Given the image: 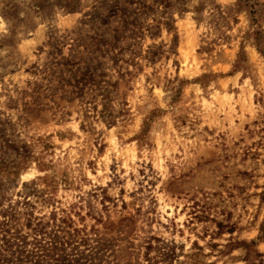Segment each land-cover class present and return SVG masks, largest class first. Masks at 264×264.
I'll return each instance as SVG.
<instances>
[{
	"label": "rangeland",
	"instance_id": "1",
	"mask_svg": "<svg viewBox=\"0 0 264 264\" xmlns=\"http://www.w3.org/2000/svg\"><path fill=\"white\" fill-rule=\"evenodd\" d=\"M32 1L0 0V264H264V0Z\"/></svg>",
	"mask_w": 264,
	"mask_h": 264
},
{
	"label": "trees",
	"instance_id": "2",
	"mask_svg": "<svg viewBox=\"0 0 264 264\" xmlns=\"http://www.w3.org/2000/svg\"><path fill=\"white\" fill-rule=\"evenodd\" d=\"M40 1H43V0H33L32 2H30V7L36 11V12H42V6L41 4H39ZM1 14L5 17V18H9L10 14L8 13V10L6 11H2ZM256 44L257 46H259V42L258 40L256 41ZM258 50L259 52L264 55V48L262 47H258ZM37 248L36 249H39L40 251L43 250L42 246L41 245H37L36 246ZM33 253L35 254V259L33 260V263H40L41 261H43L42 257L44 256V254H42L43 252H38L36 250H30L22 260V262H32V255ZM49 256V255H47ZM21 261V259H19ZM15 264H18V262H16Z\"/></svg>",
	"mask_w": 264,
	"mask_h": 264
}]
</instances>
